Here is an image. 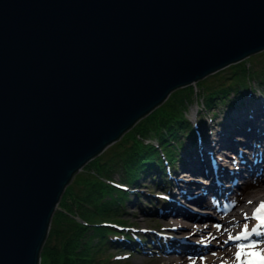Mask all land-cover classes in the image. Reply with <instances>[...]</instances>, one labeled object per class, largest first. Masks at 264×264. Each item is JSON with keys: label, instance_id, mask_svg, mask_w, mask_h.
<instances>
[{"label": "water", "instance_id": "water-1", "mask_svg": "<svg viewBox=\"0 0 264 264\" xmlns=\"http://www.w3.org/2000/svg\"><path fill=\"white\" fill-rule=\"evenodd\" d=\"M264 49V0H0V264H39L67 184L181 86Z\"/></svg>", "mask_w": 264, "mask_h": 264}, {"label": "trees", "instance_id": "trees-1", "mask_svg": "<svg viewBox=\"0 0 264 264\" xmlns=\"http://www.w3.org/2000/svg\"><path fill=\"white\" fill-rule=\"evenodd\" d=\"M250 61L251 65L245 59L230 63L227 69L215 72L216 80L211 82L207 77L199 79L202 95L197 94L196 84L174 89L112 146L89 160L85 172L62 193L39 264H110L123 257L109 253L110 248L139 246L133 231L111 224L125 221L120 211L130 199V184H138L141 177L150 174L162 189L167 188L169 171L175 170L184 147L182 136L196 133V124L187 117L189 105L201 98L204 106L211 108L230 94L246 91L250 77H258L263 89L264 66ZM115 174L121 180L114 179Z\"/></svg>", "mask_w": 264, "mask_h": 264}, {"label": "bare ground", "instance_id": "bare-ground-1", "mask_svg": "<svg viewBox=\"0 0 264 264\" xmlns=\"http://www.w3.org/2000/svg\"><path fill=\"white\" fill-rule=\"evenodd\" d=\"M235 103L236 107H234L237 110L232 111L225 121L221 123L216 115L212 123H205L203 134L201 133L199 138H196L197 143L191 141V147L185 152L180 168L175 171L177 177L168 187L171 192L164 198L163 203L166 206L160 210V213L173 217L178 216V218L181 216L189 218L187 222L189 225L192 224V220L203 216L202 213L191 210L188 207L189 203H195L210 213L218 214L230 209L228 206L225 207L224 203L234 196V199L243 205L245 210L249 205V201H245L248 192L264 187V95L260 97L256 92L243 95ZM241 180L245 183V187L237 191L236 188L240 186L239 181ZM242 211L235 210L234 217L229 216L228 213L215 215L214 220L218 219L217 229H213L211 223L210 227L196 229L192 235L160 234L165 244L163 250L165 255L159 256L160 262L197 264L195 259L191 260L192 263H188L189 254L204 250L206 246L192 240L198 238L194 234L207 235L210 233L209 235L218 239L221 233L228 231L236 218L240 219L245 215ZM245 222L244 224L247 222L249 224V220ZM258 231L259 235L253 234L246 242H251L252 239H264V228H259ZM134 236L137 243L140 242L141 236L145 237L141 234ZM149 236L152 239L157 238L155 234ZM234 237L232 244L236 241ZM229 240H227L228 243H230ZM263 246L260 248H264ZM235 250L237 251V248ZM215 256L219 258L217 262L212 260L205 264H230L235 260L230 249H219L215 252Z\"/></svg>", "mask_w": 264, "mask_h": 264}, {"label": "rangeland", "instance_id": "rangeland-1", "mask_svg": "<svg viewBox=\"0 0 264 264\" xmlns=\"http://www.w3.org/2000/svg\"><path fill=\"white\" fill-rule=\"evenodd\" d=\"M263 50L264 49L253 52L242 59L248 60L249 65H251L250 60H252V62L256 66L263 67L264 66V53L262 52ZM227 68H228V65L219 70H222V69L225 70ZM227 71L228 70H226V72ZM215 72L209 73L208 75L205 76L207 77V82L216 80L215 79L216 76H214ZM197 81L191 84H196L197 94L202 95L203 90L200 87V85L197 84ZM260 82L261 80L258 77L257 78L250 77V82L248 84L247 90L243 91L244 93L237 92L236 94L235 93L230 94L229 97L225 98V101H218V103H214V105L211 108L204 106V103H202L201 98H199V100L197 101H193L189 105V108L187 111V117L192 122H194V124H196L195 125L196 133H195V136L194 135H190V136L183 135L182 136V139L184 140V147L180 149L179 158L175 162V170L169 171L168 179L170 181L168 182V184H166L167 188L162 189V187L156 182L157 179L156 180L152 179L150 174H146V176L141 177L138 181V184L132 183L129 186L130 199L126 201V203L124 204V206L122 207L120 211L121 212L120 217L124 219L125 221H122L119 223H113V222L111 223L117 227L118 225H121L119 228H124V229L127 228V230H131L135 232L136 234L144 235L145 240L144 241L140 240V242L138 241V243L136 244L139 246H135V245L133 246V245L128 244V246H125V248L123 247L122 248H117V247L110 248L108 251L109 253L117 252V255L123 256L122 258H119V259L116 258L112 260L110 264H167L166 262H160V258H159V256L165 255L163 251L164 245H165L164 239L160 234H169V235L176 234V236H178V234H181L180 236H185L187 234L192 235L196 229H201L202 227H206V226L210 227L211 223H212L211 227H213V229H217L218 219L214 220V216L220 215L222 213H228L229 216L234 217L235 210H241V211L243 210L242 213L245 215H243V217H241L240 219H237V218L235 219L234 223H232L230 225V228H228V231L226 230L227 234L221 233L218 239L217 237H214L213 235H209L210 233H208L207 235H203V233L194 234L195 236H198V238H193L192 240H195L196 242L206 247L204 248V250L201 249L197 251L196 253H190L189 254L190 259L188 263H192L191 260H194V259L200 264L209 263L212 260L213 261L215 260V262H217L219 258L215 256V252L219 251V249H226V250L230 249L233 255L235 252V248H237L236 245L238 243H249V242L241 240V241H235V243L232 244L231 242L233 240L232 239L229 240V238L234 237L235 234L243 230L244 225H245L244 223H246L245 222L246 220L248 221L250 219L251 220L253 219L250 213L252 212V208L254 207V205L264 200V187H261L257 191L248 192V195L245 196V201L248 200L249 205L247 207L248 209H245V210L243 209L244 208L243 205H241L239 202H237L234 199V196H232L227 201H225L226 204L224 203L225 207L226 205H229L230 203H233V206L230 209L225 210V212L222 211L221 213H218V214L210 213L200 208L195 203H192V202L189 203L188 207L191 210L198 211L203 214V216L200 217V219L192 220V224H189V225L187 223L189 221L188 220L189 218H186L183 216L178 218V216L173 217L170 215H164L163 213H160L161 212L160 210L163 209L164 206H166V204L163 203V201L165 200L164 198L169 195L168 193L171 192V190L168 187L171 186L173 180L177 177V174L175 171L178 168H180V164L184 159L185 152L188 151L189 147H191L190 145L191 141L193 140L195 144L197 143V139L203 132L205 123H212L216 119V115L221 120V123L225 121L228 115L232 111L237 110L235 109L236 107L235 102L239 101V99L242 98L243 95H249V94L256 92L260 97H263L264 87L263 89H260V86H261L259 84ZM262 83L263 82H261V84ZM115 142H113V144ZM113 144L109 145L107 148H109ZM84 170H85V165L82 167V169H80L74 175V177L72 178L70 182H72L73 179L77 177L78 175H81L82 173H84L85 172ZM114 179L121 180L119 174H115ZM254 179L256 180L255 177ZM243 183L244 182L242 180L239 181L240 186L236 188L237 191H240L242 187H245V183L244 184ZM194 205L196 206L193 207ZM229 210H232L233 212H228ZM247 225H248V222H247ZM150 234L157 235V238L152 239L149 236ZM227 240H229L230 243H228ZM252 240H256L258 242H264L263 238L261 240H258V239H252ZM260 246H263V243H261ZM175 255H178V254L175 253Z\"/></svg>", "mask_w": 264, "mask_h": 264}, {"label": "snow or ice", "instance_id": "snow-or-ice-1", "mask_svg": "<svg viewBox=\"0 0 264 264\" xmlns=\"http://www.w3.org/2000/svg\"><path fill=\"white\" fill-rule=\"evenodd\" d=\"M253 218L258 222L257 227H253L249 230V226L245 224L241 233L234 237L236 241H249L253 234H260L258 229L264 228V202L256 208L253 213ZM230 239H233V237H230ZM261 243L264 242L252 240L249 243H238L235 253L237 264H264V248H260Z\"/></svg>", "mask_w": 264, "mask_h": 264}]
</instances>
